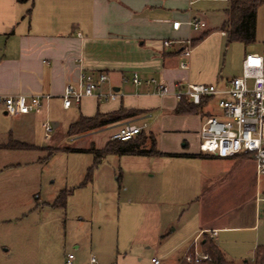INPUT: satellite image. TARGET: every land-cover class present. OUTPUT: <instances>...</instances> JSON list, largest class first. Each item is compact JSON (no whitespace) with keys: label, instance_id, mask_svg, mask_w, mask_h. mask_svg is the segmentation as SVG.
<instances>
[{"label":"rangeland","instance_id":"obj_1","mask_svg":"<svg viewBox=\"0 0 264 264\" xmlns=\"http://www.w3.org/2000/svg\"><path fill=\"white\" fill-rule=\"evenodd\" d=\"M193 1L190 9L193 14L204 16L208 23L205 32L210 31V35L196 51L193 49V63L194 51L191 53L190 76L195 83L223 87L241 77L247 54L262 50L264 4L257 12L256 40L247 46L229 43L219 31L227 20L224 10L228 2ZM201 35L200 31L188 30L187 38ZM221 99L217 97L206 108H199L198 114L175 115L179 117L171 128L175 133L168 137L170 146L166 147L165 141L163 147L203 157L189 158L183 166L174 168L185 174L166 192L157 191L149 177L156 155H106L87 181L95 157L71 149L91 145L102 148L111 142L113 133L105 128L69 138L70 118L62 120L61 126L53 130L57 142L51 143L54 148L39 152L0 151L3 157L0 169L5 170L0 176V264H66L70 254L75 256L74 264H151L155 257L164 263L176 262L192 243L202 218L216 217L224 223L233 208L244 203L256 186L253 166L200 152L202 118L205 113L219 117L217 104ZM150 121L145 123L149 125ZM38 134L43 139L40 129ZM143 136L146 139L149 135ZM47 144L38 140V147ZM16 163L21 167L10 166ZM30 175L41 176L42 197L51 193L59 197L65 192V207L40 209L35 201L30 203L27 195L11 199L13 187H23L28 193ZM251 210L248 206L243 212L246 216L243 221L249 219ZM263 223L261 220V226ZM254 235L239 232L221 235L224 249L236 264L247 261L254 264L253 244L257 239L264 245V231L260 229Z\"/></svg>","mask_w":264,"mask_h":264},{"label":"crops","instance_id":"obj_2","mask_svg":"<svg viewBox=\"0 0 264 264\" xmlns=\"http://www.w3.org/2000/svg\"><path fill=\"white\" fill-rule=\"evenodd\" d=\"M193 4V0H0V95L52 96L42 110L30 115L11 117L0 111V151L21 152L12 147L13 144H24L38 152L54 148L57 142L53 136L47 142L48 146L38 147V140H45L43 124L49 119L53 120L52 125L56 124L54 129H58L61 121L66 118L72 120L71 125L81 118H91L98 113L110 114L121 108L141 111L144 114L128 122L146 124L144 132L155 139L159 154L153 156L157 160L153 163L155 167L150 170L149 177L155 182L157 191L166 192L175 187L185 172L174 168L183 166L189 158L170 157L172 160H167V155H191L163 147L165 141V146H170L168 137L175 133L171 128L173 122L179 119L175 116L179 102L173 95L162 97L154 94L150 86H136L132 79L134 74L142 81L154 79L168 86L172 92L179 86L199 84L190 76V59L189 70L181 69L183 59L180 52L186 42L192 43L205 33H210L205 32L208 23L204 16L197 12L193 14L190 9ZM190 20L205 23L206 27L200 30L202 35L199 38L188 40V30L192 31L188 26ZM174 22L181 23L178 30L173 29ZM166 41L172 42V46L165 48ZM196 48H192V52ZM82 72L106 74L108 82L103 85L101 92L107 94L113 91L117 98L114 101L86 98L79 106L64 109L61 100L64 89L67 85L77 86ZM211 102L201 107L206 108ZM205 114V120L211 117L210 113ZM149 119L151 121L148 125L145 121ZM119 126L107 129L114 133ZM39 129L43 132V139L38 134ZM104 145L102 148L96 146V149L101 150ZM0 158L3 157L0 155ZM230 160L238 165L253 166L256 174L253 158L238 156ZM10 166L17 168L21 164ZM4 171L0 169V176ZM255 176L254 191L234 210L229 208V211H233L224 223L216 217L202 218L192 243L184 249L181 257L176 262L164 263L160 260L161 264H179L185 256L195 251V245L196 250L202 252L201 243L205 235L215 242L229 261L234 262L224 249L225 241L221 235L239 232L251 237L260 229L264 231L261 226V220L264 222L262 205L256 201L264 180L260 182ZM39 177L29 176L28 193L23 187H13L10 198L22 199L27 195L30 203L35 201L38 208H51L58 194L51 193L42 197V178ZM248 206L252 210L249 219L243 221L246 217L243 212ZM213 233L217 235L213 236ZM253 246L254 258L256 249L264 245L256 239ZM74 261L73 255L72 264Z\"/></svg>","mask_w":264,"mask_h":264},{"label":"built area","instance_id":"obj_3","mask_svg":"<svg viewBox=\"0 0 264 264\" xmlns=\"http://www.w3.org/2000/svg\"><path fill=\"white\" fill-rule=\"evenodd\" d=\"M215 1V0H212ZM180 22L173 23V29L178 30ZM189 28L198 32L206 25L204 22L190 20ZM172 42H164V47H171ZM192 53V43L187 41L180 52L183 59L181 69L189 70V58ZM108 82L106 74H92L82 72L78 85H67L61 96L64 109L79 106L86 98H96L100 101H114L117 94L113 91L105 94L101 88ZM132 82L136 86L146 85L154 90L158 96L173 95L177 101L200 106L208 104L215 98H222L218 102L219 117H208L200 130V152L220 159H230L238 156L253 158L258 180H264V45L260 53H249L243 61L241 77L234 78L223 87L204 84H188L179 86L174 92L166 85L154 79L142 81L134 74ZM52 99L50 95L32 96H1L0 111L8 116L30 115L42 110ZM44 139H51L54 127L49 121L43 124ZM147 129V125L137 126L131 122L120 125L112 134L111 141L128 142L135 139ZM262 190L257 194L256 201L262 205L264 218V181ZM260 216V215H259ZM264 229V223L262 225ZM213 233V236H216ZM73 255L68 256L66 264H72ZM190 264L209 262L208 255L195 251L184 258ZM151 264H161L158 258H152Z\"/></svg>","mask_w":264,"mask_h":264},{"label":"trees","instance_id":"obj_4","mask_svg":"<svg viewBox=\"0 0 264 264\" xmlns=\"http://www.w3.org/2000/svg\"><path fill=\"white\" fill-rule=\"evenodd\" d=\"M264 4V0H231L228 8L225 10L227 20L222 24L219 31L224 33L229 43L240 42L245 45H250L256 40L257 27V12ZM210 33H205L199 39L192 42V48L198 46L206 39ZM203 105V104H202ZM194 106L185 100L179 101L176 109L178 115L197 114L201 106ZM144 114V112L136 110H120L110 114H96L91 118H81L77 122L71 124L67 130L69 138H75L86 133L94 132L99 129L109 128L115 125H122L128 121ZM145 132H142L135 139L128 142L111 141L108 142L103 149L98 150L93 145L84 149H71L76 153H91L95 157V163L92 168L88 170L86 180L90 181L92 178L93 169L96 168L101 159L106 155H123V156H151L158 155L156 151V142L153 136L143 138ZM137 139V140H136ZM136 140V141H134ZM149 141V147L147 146ZM12 147L18 150H31L24 144H13ZM169 157H186L199 158L201 155H167ZM66 194L62 193L52 205L53 207H65ZM202 252L209 256V262H202L199 264H235L229 261L225 254L217 247L215 242L207 235L204 236V242L201 243ZM254 264H264V247H258L254 256ZM179 264H190L185 259H182ZM195 264V263H194ZM244 264H249L248 261Z\"/></svg>","mask_w":264,"mask_h":264},{"label":"water","instance_id":"obj_5","mask_svg":"<svg viewBox=\"0 0 264 264\" xmlns=\"http://www.w3.org/2000/svg\"><path fill=\"white\" fill-rule=\"evenodd\" d=\"M53 127H55V128H56V124H53Z\"/></svg>","mask_w":264,"mask_h":264}]
</instances>
